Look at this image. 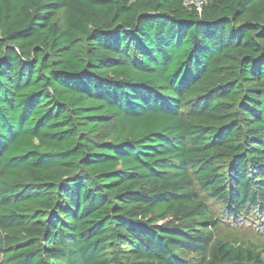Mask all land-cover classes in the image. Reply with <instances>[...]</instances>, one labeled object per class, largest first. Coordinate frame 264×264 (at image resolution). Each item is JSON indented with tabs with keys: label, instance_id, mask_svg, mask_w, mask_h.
<instances>
[{
	"label": "trees",
	"instance_id": "16d2710c",
	"mask_svg": "<svg viewBox=\"0 0 264 264\" xmlns=\"http://www.w3.org/2000/svg\"><path fill=\"white\" fill-rule=\"evenodd\" d=\"M203 1L0 0V264H264V0Z\"/></svg>",
	"mask_w": 264,
	"mask_h": 264
},
{
	"label": "rangeland",
	"instance_id": "374dc122",
	"mask_svg": "<svg viewBox=\"0 0 264 264\" xmlns=\"http://www.w3.org/2000/svg\"><path fill=\"white\" fill-rule=\"evenodd\" d=\"M209 204L211 210L216 212L217 217L221 219L218 232L219 237L264 245V217L250 216V222H233L224 215L225 213L220 207L213 202H209ZM261 222L262 224H260Z\"/></svg>",
	"mask_w": 264,
	"mask_h": 264
},
{
	"label": "built area",
	"instance_id": "2783aa9c",
	"mask_svg": "<svg viewBox=\"0 0 264 264\" xmlns=\"http://www.w3.org/2000/svg\"><path fill=\"white\" fill-rule=\"evenodd\" d=\"M205 4L203 0H186L187 6H193L198 12L201 11V7Z\"/></svg>",
	"mask_w": 264,
	"mask_h": 264
}]
</instances>
